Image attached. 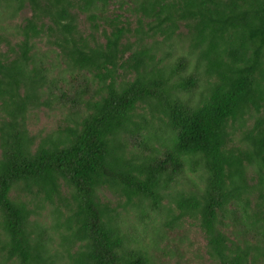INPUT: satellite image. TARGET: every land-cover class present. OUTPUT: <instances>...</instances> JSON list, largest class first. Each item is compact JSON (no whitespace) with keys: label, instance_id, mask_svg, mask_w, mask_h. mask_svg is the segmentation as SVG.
<instances>
[{"label":"trees","instance_id":"obj_1","mask_svg":"<svg viewBox=\"0 0 264 264\" xmlns=\"http://www.w3.org/2000/svg\"><path fill=\"white\" fill-rule=\"evenodd\" d=\"M0 46V264H182L186 216L264 264V0H0Z\"/></svg>","mask_w":264,"mask_h":264},{"label":"rangeland","instance_id":"obj_2","mask_svg":"<svg viewBox=\"0 0 264 264\" xmlns=\"http://www.w3.org/2000/svg\"><path fill=\"white\" fill-rule=\"evenodd\" d=\"M112 5L113 4H111V6L109 7V10L113 9ZM29 15H30V11L27 8H25L19 12L17 16V20L23 21L24 17H27ZM85 22L86 21L84 19V16L79 15L78 20H77V26L79 30L82 31L83 33H84V29L86 28ZM131 25H133V23H131ZM88 29L89 28L85 29V33H88ZM181 29L184 30L182 26H180V30ZM96 36L99 37L100 32H98ZM0 49L5 50V47L0 46ZM63 118L64 116L61 115L59 111L48 112L46 109L41 107L40 110L35 111V116H32L29 119V125H28L29 130L36 132L37 129L44 128V132H46L52 128H55L56 125L58 124H64ZM62 195L66 198H69V195L66 190H62ZM25 198L29 199L30 196H26ZM101 198L104 201H108L112 205H115V203L119 199V197L114 192L110 191L109 189L102 191ZM60 210L63 213H66L65 207H61ZM49 211H50V208L48 204H45L44 208L41 210V216L39 217L40 221L45 222L46 224L50 223V221L52 220V215H50ZM127 214L133 220L132 214L130 212H128ZM182 224L185 226L187 230L186 234L184 232H183L184 234L180 232H170L169 234V239L174 240L176 242L177 240H179V238H182V242L180 244L188 248L187 255L184 256L183 258L184 261L182 264H214L211 260L207 258L203 260L197 256V254H199V252L197 251L198 248L201 249V247L203 246L205 242L203 233L198 227L197 222L191 217L186 216L183 218ZM53 240L55 241L54 236H53ZM201 253L202 255H204L203 250H201Z\"/></svg>","mask_w":264,"mask_h":264}]
</instances>
